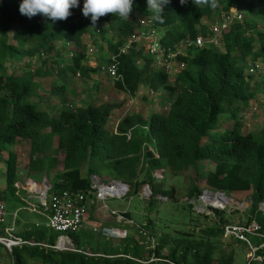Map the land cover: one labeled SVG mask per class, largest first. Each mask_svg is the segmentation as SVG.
Returning <instances> with one entry per match:
<instances>
[{"label": "trees", "instance_id": "trees-1", "mask_svg": "<svg viewBox=\"0 0 264 264\" xmlns=\"http://www.w3.org/2000/svg\"><path fill=\"white\" fill-rule=\"evenodd\" d=\"M235 1L246 6L248 19L234 24L224 35L221 50L191 46L179 53L176 62L184 67L177 75L157 68L144 45H134L128 53L121 54L135 30L144 27L139 21L161 33L164 48L173 49L181 42L194 41L200 33L207 36L209 28L202 21H214L221 11L236 7ZM20 2L0 1V160L8 152L7 189L15 192L20 179L17 146L26 147V172L35 178L46 176L51 182L50 195L66 190L82 193L85 203L96 199L91 176L105 183L127 184L136 196L149 185L152 198L173 200L174 190L155 184V171L180 173L212 165L213 171L206 174L205 190L227 197L250 193L251 207L244 225L255 222L264 233V130H242L247 110L258 98L259 90H264L263 78L254 82L262 71L255 75L247 71L248 62L264 60V32L255 19L264 16V0H217L215 8H195L191 0L185 5L168 0L163 5V23L153 20L145 0H134L129 19L108 13L94 25L82 14L83 0L70 9L67 19L55 23L40 15H21ZM86 37L95 42L92 46L103 49L101 45L105 44V53L111 56L108 65L113 57L117 59L121 80L114 82L118 90L132 97L141 87L154 93L163 91L171 96L170 110L153 111L148 117L128 114L110 128L113 112L123 103H91L61 109L56 115L41 107L42 86L36 79H88L97 72L83 64L89 48L84 43ZM12 66L15 67L10 71ZM223 121L233 122V126L213 131L206 141V136ZM84 168L87 176L82 173ZM191 186L188 199H199L203 190L194 181ZM188 206L196 212L193 205ZM122 216L132 222L129 213ZM211 219L212 226L173 234L147 230L151 224L148 220V225L137 229V237H126L120 246L104 250L93 249L90 243L83 247L78 233L69 234L75 251L55 250L51 247L56 246L59 235L47 227L29 233L26 241L33 238L36 246L30 256L41 264H234L235 253L225 254L222 240L242 242L225 237L224 228L229 225L225 212L211 209ZM250 239L256 249L255 259H260L254 264H264V239ZM12 257L14 264H22L18 249L13 250Z\"/></svg>", "mask_w": 264, "mask_h": 264}, {"label": "rangeland", "instance_id": "rangeland-1", "mask_svg": "<svg viewBox=\"0 0 264 264\" xmlns=\"http://www.w3.org/2000/svg\"><path fill=\"white\" fill-rule=\"evenodd\" d=\"M235 4L236 7H234L233 10L236 9L242 12L248 19L245 12V10H247L246 6L236 1ZM255 19L259 22V29L264 31V16H256ZM92 41V39L89 40L90 46ZM140 45L142 44H139V46ZM97 47L96 49L92 47L93 52L98 49V53H96V56H94L93 58H96L94 59L95 61H105V67L110 61L111 56L105 53L104 49ZM102 47L106 49L105 44H103ZM261 62L264 64V60H261ZM13 67L15 66L10 67V71L13 70ZM260 74H262V77H259V74L256 75L258 77L254 79L255 83H258L262 78L264 79V70ZM36 80L39 81L40 85L44 89H42L41 93L47 94V96L50 95L49 98H51L52 96L51 90L53 85L56 88L58 87V85L60 86L61 83L59 79L53 78H44L43 80ZM39 101V105L46 109V106L44 105V99H40ZM253 102V105L250 107V109L247 110V113L244 116V120H246V122L243 123L242 130L245 133H258L259 131L264 130V90H259L258 98ZM121 108L122 107H120L119 109ZM119 109L115 110L114 112L118 111ZM156 111L160 110L158 109ZM114 112L112 115L115 114ZM114 118L111 119L110 128H113L115 126L113 124ZM232 126L233 122L223 121V123L218 124L213 128L212 132L206 136L205 140L207 141L208 139H210L211 136H213L214 132ZM26 151V147H16V152L19 155L21 175L18 182L19 185L23 184L24 187L27 178L31 177L30 174L27 173L25 170L27 157L24 154L27 153ZM62 158L63 155H60L61 160ZM7 159L8 152L3 153L2 159L0 160V173L5 170ZM213 169L214 167L212 165H206L205 168L203 166H199L197 169L191 168L180 173H171L169 170H164V178L156 180L155 184L157 186H161L162 189L167 191L174 190L175 194L173 200H168L165 198L162 201L161 197L147 199L143 196L142 189H140L139 194L136 196L134 195L132 188H129L130 191L126 198H108L106 201L101 202L96 201V199L93 198L85 204L87 212V224L83 231L77 234L80 239V244L83 247H88L90 243L93 249L99 247L101 249L103 248V250L107 246L109 248L120 246L121 240H124V238H113L110 233L109 235L104 236V231L106 229L104 225H108L109 228H113L116 224V222H114V219L113 222L103 224L105 220H109V214H112V212H116L121 215L122 213H129L133 224L126 223L125 226L127 227H125L123 231H127L126 237L132 238L137 237V229L148 225L149 221L151 222V224L147 230L155 229L159 234L164 233V231L173 234L175 231H180L183 229L197 230V227L199 228L200 226H212L214 224V221L211 219V211L206 208L203 202H200V198L192 201L189 200L188 193L192 188L191 181H194L197 186L204 191L206 174L210 171H213ZM60 170H62L61 166L58 168L59 172ZM52 173L54 176L56 174V171H53ZM82 173L84 176H87V169L84 168ZM1 182L4 185V179L0 176V184ZM1 185L0 191L4 189ZM15 187L16 191L18 192V197H13L12 195H10L9 192H7L6 195L3 194L4 203L6 205L7 211L6 219L8 224L10 225L8 227L13 228L14 232H27L28 234H35L38 231L43 230L45 228L46 220L42 215H40V212L43 211V208L40 206L39 200H33L29 198V195L24 188H21L19 186ZM228 198L231 200V204L226 206L224 210L221 209V211L225 212V219L228 221L229 225L246 224L249 217V209L251 207L250 193H236L232 194ZM49 201L50 200H48V202ZM187 204L193 205L194 210L197 213H205L209 217L203 218L196 212L191 211ZM33 206H35V208H32ZM100 209L101 211H99ZM112 216L113 215H111V217ZM120 223L123 224V221H120ZM95 228L98 233H94ZM111 232L116 233V231L114 230H111ZM119 234L121 233L119 232ZM58 235L60 236V234ZM222 245H224L223 251L225 254H227L229 251H233L235 253L234 264H254L257 261L252 256V252L248 249V247L242 243L237 244L236 242L225 238L222 240ZM18 250L21 256L22 264H41L40 261L30 256V254L34 251L32 246L21 247ZM0 264H14L12 254L6 251L4 247H1V245Z\"/></svg>", "mask_w": 264, "mask_h": 264}, {"label": "built area", "instance_id": "built-area-1", "mask_svg": "<svg viewBox=\"0 0 264 264\" xmlns=\"http://www.w3.org/2000/svg\"><path fill=\"white\" fill-rule=\"evenodd\" d=\"M245 19V15L236 9L221 11L214 21L211 22L209 29H207V36L200 33L194 41L181 42L175 45L173 49L164 48L160 41L161 33L153 28H149L144 22L139 21V25L144 26L143 29L135 30L127 44L121 49V54L128 53L134 45L142 44L146 47L147 56L153 60L156 67L174 76L184 67L182 63L176 62L179 53H184L187 47L191 46L197 49L213 48L221 50L223 48L224 35L230 31L234 24L243 23ZM96 32V34H99V30ZM93 53H95L93 52V48L89 49V54L92 55ZM117 67V59L113 57L112 64H107L104 68L107 75L114 81L121 80L117 74ZM263 70L264 67L260 61L251 62L247 65V71L250 75L258 74V72ZM170 108L171 104L165 106L164 111L168 112ZM151 151L155 158H159L156 151ZM163 172V170L155 171L153 173L154 179H163ZM90 179L91 189L94 192L96 201L99 202L106 201L108 198H126L130 191V187L127 184L119 181L105 183L97 176H91ZM19 187L27 191L29 198L39 200V204L43 208V214L47 220V228L56 234H60L56 246L51 248L58 251H71L73 245L69 234H76L83 231L87 224L85 196L82 193H75L68 190L59 195H50L52 184L46 176L41 178H35L34 176L28 177L25 187L24 185ZM142 193L145 198H152V190L149 185H145L142 188ZM199 198L201 200L200 202H203L210 211L211 209L221 211V209L224 210L226 206L231 204V200L225 194L210 190H204ZM163 199L165 198L161 197L162 201ZM48 200L50 201L48 202ZM262 206L261 210L264 212V203ZM6 215V205L0 196V245L11 254L17 248L36 246L34 242L25 241L15 236L13 228L6 226ZM112 215L124 223L133 224V222L127 221L121 214L112 212ZM224 231L225 237H234L246 244L250 248L252 256L255 258L256 249H254L250 237L255 236L264 239V233L260 232L261 229L255 222L249 225H228L224 228ZM41 245L48 247L44 244Z\"/></svg>", "mask_w": 264, "mask_h": 264}, {"label": "crops", "instance_id": "crops-1", "mask_svg": "<svg viewBox=\"0 0 264 264\" xmlns=\"http://www.w3.org/2000/svg\"><path fill=\"white\" fill-rule=\"evenodd\" d=\"M211 22L212 20H207V19H204L202 21L203 25H205L206 28H209ZM140 29H143V27H139V29H136V30H140ZM90 39H91L90 37H86L84 39V43L89 48H88V56L83 64L89 67L90 69L97 70V72L91 73L90 78L88 79H82V78L76 79L71 76L59 78L61 83H60V86L58 85V87L59 88L64 87L65 89L64 91H61V89L60 91H56L57 89H54L55 87L53 85L52 90H51V94H52L51 98H49L50 95L47 96V94L41 93L43 88L40 89L39 97L41 100L44 99V105L46 106L45 108L48 110L50 114L56 115V113L59 112L61 109H64V108L73 109L76 107L86 106L91 103H98V104L99 103H111V104H122L123 103L122 108L114 112L115 114L112 115V118H111L113 119L115 117L113 124L115 125L114 127H116L119 121L128 114L138 113V114L144 115L145 117L146 116L148 117L153 111H156L158 109L164 110V107L170 104L171 96L168 93H165L163 91L159 93H154V92H151L146 87H141L139 91L137 92V94L132 97L126 94L125 92L118 90L117 87L115 86L114 80L111 79L107 75L106 71L104 70V68L106 67V66L104 67L105 61L102 60L101 62H99V61L94 60L96 58H93L94 56H96V53H98L97 52L98 49L95 51V54H92V55L89 54V49H91L92 47L96 49V46H92L93 42L91 43L92 47L89 45ZM103 49L106 51L104 47ZM0 176L1 178L4 179V185L2 184V182H1L2 185L0 184L4 188L0 191V196L2 197L3 201H4L3 194L6 195L7 192H9L10 195H12L13 197L14 196L18 197L17 196L18 192L16 191V187H15V192L13 190L7 189L6 187L5 170L0 173ZM15 186H23V184L19 185V182H17ZM31 199L34 200L35 198H31ZM32 208H35V206H33ZM99 211H101V209ZM40 215H42L45 218L43 211L40 212ZM109 215H110V218H108L109 220H105L103 224H107L108 222H113V219L115 220L114 222H116V224L113 228H109L108 225H104V227L106 228L104 231V236H107L110 233L113 238H117V239L124 238L125 239L127 236L126 235L127 231L126 230L123 231V229L127 227L125 226L126 223L123 222V224H121L120 220L116 216L113 215L114 217L113 216L111 217L112 214H109ZM6 226H10L7 222V219H6ZM13 226H14V223H13ZM45 227H47V220H46ZM111 230L116 231V233L111 232ZM95 232L98 233L96 228L94 229V233ZM119 232L121 234H119ZM14 234L17 238L23 239L25 241L27 240L26 239L28 237L27 232L17 233L15 231ZM30 242H33V238H32V241Z\"/></svg>", "mask_w": 264, "mask_h": 264}, {"label": "clouds", "instance_id": "clouds-1", "mask_svg": "<svg viewBox=\"0 0 264 264\" xmlns=\"http://www.w3.org/2000/svg\"><path fill=\"white\" fill-rule=\"evenodd\" d=\"M145 2L146 7L153 14V20L163 23V5L168 0H145ZM79 3L80 0H21L19 12L28 18L40 15L55 23L67 19L71 15L70 9L78 7ZM179 3L185 5L189 3V0H179ZM191 3L195 8L205 6L215 8L217 6V0H191ZM133 4L134 0H83L81 11L83 16L90 19L94 25L100 17L108 13L123 20L129 19Z\"/></svg>", "mask_w": 264, "mask_h": 264}, {"label": "water", "instance_id": "water-1", "mask_svg": "<svg viewBox=\"0 0 264 264\" xmlns=\"http://www.w3.org/2000/svg\"><path fill=\"white\" fill-rule=\"evenodd\" d=\"M71 251H75L74 247H72Z\"/></svg>", "mask_w": 264, "mask_h": 264}, {"label": "bare ground", "instance_id": "bare-ground-1", "mask_svg": "<svg viewBox=\"0 0 264 264\" xmlns=\"http://www.w3.org/2000/svg\"><path fill=\"white\" fill-rule=\"evenodd\" d=\"M215 204V203H214Z\"/></svg>", "mask_w": 264, "mask_h": 264}]
</instances>
